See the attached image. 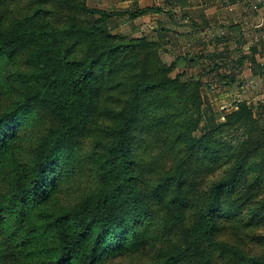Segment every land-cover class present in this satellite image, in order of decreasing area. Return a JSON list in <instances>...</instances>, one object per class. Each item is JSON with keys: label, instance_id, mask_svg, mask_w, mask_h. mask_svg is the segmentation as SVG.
Here are the masks:
<instances>
[{"label": "trees", "instance_id": "trees-1", "mask_svg": "<svg viewBox=\"0 0 264 264\" xmlns=\"http://www.w3.org/2000/svg\"><path fill=\"white\" fill-rule=\"evenodd\" d=\"M35 2L41 7L52 2L74 4L72 0ZM82 7L89 14L84 24L70 19L55 25L42 8L9 25L0 20V86L9 87L4 64L20 54L26 64L24 71L10 75L22 90L0 113V166H15L12 184L0 194V264H97L114 238L111 247L128 234L122 245L137 251L149 231L138 223L153 215V200L164 208L166 230L182 225V240L159 249L150 264H211L214 257L229 264H264V254L250 255L219 237L226 228L221 216L242 225L264 219V125L255 118L252 106L239 101L222 121L201 127L199 95L196 100L178 93L184 86L179 76L187 66L174 77L163 64L153 70L148 56L155 41L118 40L107 26L111 12L84 3ZM150 10L134 4L128 15L134 18ZM78 41L85 46L81 56L74 54ZM130 53L141 57L138 71L128 81L120 107L109 110L111 121L90 156L99 188L76 206L64 207L53 195L59 183L58 166L63 158L72 161L76 140L96 124L102 67ZM194 84L198 86L197 81ZM153 96H160L169 117L177 120L178 136L188 147L223 152L228 159L226 169L200 194L195 195V182L184 179L180 168L151 186L140 185L134 174L130 131L144 101ZM37 110L48 112L55 125L30 160L15 165L10 134L23 133ZM191 209L195 219L188 223ZM245 212L246 219L239 217Z\"/></svg>", "mask_w": 264, "mask_h": 264}, {"label": "rangeland", "instance_id": "rangeland-1", "mask_svg": "<svg viewBox=\"0 0 264 264\" xmlns=\"http://www.w3.org/2000/svg\"><path fill=\"white\" fill-rule=\"evenodd\" d=\"M75 4L47 3L38 6L35 0H0V20L12 24L15 20L35 14L38 8L46 10V18L55 25L70 19L85 23L88 7L111 12L108 29L118 40L144 38L155 41L149 50V64L168 68L172 77L181 67L187 71L179 76L184 84L178 93L185 98L201 99L200 126L208 127L219 122L224 115L236 108L239 101H246L253 108L255 118L264 125L261 115L264 103L259 100L258 89L264 86V0H72ZM151 7L147 13L134 18L128 10ZM97 16L99 14H96ZM74 54L81 56L85 46L78 41ZM23 54L13 57L2 67L9 76L8 89L0 86V113L6 110L22 85L10 76L17 70L24 71ZM139 54L130 53L112 60L102 67L98 75L96 124L88 127L75 142L72 161L63 158L58 166V187L53 193L59 204L71 208L94 195L99 183L95 176L91 152L102 129L111 121L109 110H116L127 95L128 81L138 71ZM197 81L198 86L194 83ZM262 106V107H261ZM55 120L43 110L33 113L22 129L23 133H11V150L18 162H28L37 144L50 133ZM200 129L195 130L198 135ZM130 138L134 150L133 168L140 185L147 186L167 173L180 168V175L195 182L196 193L207 190L211 182L226 169L228 159L223 152H205L190 148L178 136L177 120L169 117L160 96L144 101L142 112L131 128ZM15 167V166H14ZM12 165L0 166V194L12 184ZM231 198V197H230ZM153 215L139 221L138 226L148 227L146 243L137 251L122 245L128 235H123L114 247L111 241L97 264H150L161 248L179 244L182 225L166 230L163 226L164 208L153 200ZM239 217L247 218L242 213ZM226 226L219 237L236 244L250 255L264 254V219L242 225L230 217H219ZM195 219L194 212L187 215V222ZM127 224V223H126ZM122 246V247H121ZM211 264H229L214 257Z\"/></svg>", "mask_w": 264, "mask_h": 264}, {"label": "crops", "instance_id": "crops-1", "mask_svg": "<svg viewBox=\"0 0 264 264\" xmlns=\"http://www.w3.org/2000/svg\"><path fill=\"white\" fill-rule=\"evenodd\" d=\"M261 65L264 67V62H261ZM264 69V68H263ZM258 94H259V100L261 101V102H263L264 103V86H261L260 85V87H259V89H258ZM262 107V106H261ZM261 115H263L264 116V106L262 107V111H261Z\"/></svg>", "mask_w": 264, "mask_h": 264}, {"label": "snow or ice", "instance_id": "snow-or-ice-1", "mask_svg": "<svg viewBox=\"0 0 264 264\" xmlns=\"http://www.w3.org/2000/svg\"><path fill=\"white\" fill-rule=\"evenodd\" d=\"M10 123H11V121H10Z\"/></svg>", "mask_w": 264, "mask_h": 264}]
</instances>
